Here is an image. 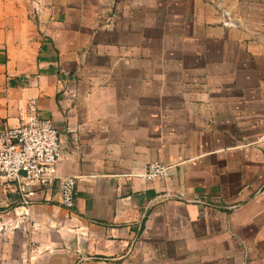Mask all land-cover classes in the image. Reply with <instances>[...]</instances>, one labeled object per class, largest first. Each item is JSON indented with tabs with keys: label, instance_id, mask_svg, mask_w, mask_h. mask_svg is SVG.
<instances>
[{
	"label": "crops",
	"instance_id": "obj_1",
	"mask_svg": "<svg viewBox=\"0 0 264 264\" xmlns=\"http://www.w3.org/2000/svg\"><path fill=\"white\" fill-rule=\"evenodd\" d=\"M29 98L75 204L0 186V264H264V0H0V128Z\"/></svg>",
	"mask_w": 264,
	"mask_h": 264
},
{
	"label": "built area",
	"instance_id": "obj_2",
	"mask_svg": "<svg viewBox=\"0 0 264 264\" xmlns=\"http://www.w3.org/2000/svg\"><path fill=\"white\" fill-rule=\"evenodd\" d=\"M17 113L16 125L0 128V186L18 194L19 203L12 208V213L17 224H21L32 220L34 187L48 190L57 183L61 205L72 208L76 177L58 174L62 158L60 136L52 119L40 115L37 100L29 98ZM255 142L264 146V122ZM166 172L164 163L153 161L146 165L142 177L159 179Z\"/></svg>",
	"mask_w": 264,
	"mask_h": 264
},
{
	"label": "trees",
	"instance_id": "obj_3",
	"mask_svg": "<svg viewBox=\"0 0 264 264\" xmlns=\"http://www.w3.org/2000/svg\"><path fill=\"white\" fill-rule=\"evenodd\" d=\"M145 218H146V217H143V218L141 219V222H140V228H143Z\"/></svg>",
	"mask_w": 264,
	"mask_h": 264
}]
</instances>
